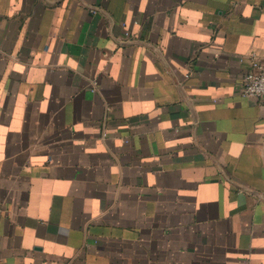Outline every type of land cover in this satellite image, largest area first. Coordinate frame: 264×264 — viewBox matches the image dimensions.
Listing matches in <instances>:
<instances>
[{
  "label": "crops",
  "instance_id": "1",
  "mask_svg": "<svg viewBox=\"0 0 264 264\" xmlns=\"http://www.w3.org/2000/svg\"><path fill=\"white\" fill-rule=\"evenodd\" d=\"M251 60L264 0H0V264H264Z\"/></svg>",
  "mask_w": 264,
  "mask_h": 264
},
{
  "label": "built area",
  "instance_id": "2",
  "mask_svg": "<svg viewBox=\"0 0 264 264\" xmlns=\"http://www.w3.org/2000/svg\"><path fill=\"white\" fill-rule=\"evenodd\" d=\"M127 34V30H124ZM240 93L247 97L264 98V62L251 60L238 80Z\"/></svg>",
  "mask_w": 264,
  "mask_h": 264
}]
</instances>
